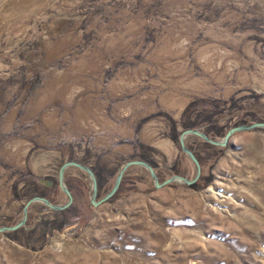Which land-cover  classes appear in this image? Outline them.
<instances>
[{"label": "rangeland", "instance_id": "1", "mask_svg": "<svg viewBox=\"0 0 264 264\" xmlns=\"http://www.w3.org/2000/svg\"><path fill=\"white\" fill-rule=\"evenodd\" d=\"M256 121L264 0H0V226L33 196L63 204L66 161L92 168L97 200L129 159L191 178L185 129L220 139ZM230 142L188 135L196 183L155 188L133 166L97 206L67 168L72 203L30 204L0 233V264H264V130Z\"/></svg>", "mask_w": 264, "mask_h": 264}, {"label": "water", "instance_id": "2", "mask_svg": "<svg viewBox=\"0 0 264 264\" xmlns=\"http://www.w3.org/2000/svg\"><path fill=\"white\" fill-rule=\"evenodd\" d=\"M255 129L264 130V121H256V122H251V123H243V124L234 125L228 128L225 134L220 139L212 138L200 129H190V128L185 129L180 133L178 137V143H179L181 152L191 161V163L194 166V174L191 178H186L181 175H172L168 177L167 179L160 182L154 167L149 162L142 160V159H129V160H126L118 169L115 179L113 181L112 187L109 189V191L97 200H96V197H97V191H98V183H97L96 175L94 171L92 170V168L80 162H76L72 160L66 161L59 167L57 183L60 189L66 194L67 200L63 204H55L46 197L33 196L29 198L24 204L22 208V216L20 220L11 226H0V233L12 232V231H15L25 226L26 221H27L28 208L30 204L34 202L43 203L49 211H61L67 208L72 203V195L64 182V174H65L66 169L69 167H74V168H77L87 173L91 181L90 202L94 206H97L98 204L108 200L115 194V192L118 190L121 184V180L125 172L127 171L128 168L133 167V166H139V167L146 169L149 173V176L155 188H160L166 184H170L174 182H179V183H183L186 185H193L194 183H196V181L200 178V175H201V165H200V161L198 157L186 144V137L188 135H194V136L200 137L204 142H207L214 146H226L231 143L230 139L234 134L238 132L251 131ZM34 179L36 180V182L46 187H52L54 185V181L46 179V178L36 177Z\"/></svg>", "mask_w": 264, "mask_h": 264}]
</instances>
